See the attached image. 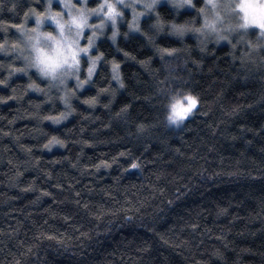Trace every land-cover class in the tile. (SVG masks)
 Instances as JSON below:
<instances>
[{"label":"trees","instance_id":"obj_1","mask_svg":"<svg viewBox=\"0 0 264 264\" xmlns=\"http://www.w3.org/2000/svg\"><path fill=\"white\" fill-rule=\"evenodd\" d=\"M160 11L171 18L167 4ZM2 18L14 27L19 17ZM120 44L101 41L122 61L125 89L95 110L77 99L59 127L32 116L42 97L21 95L23 75L0 70V264H264V66L234 61L227 43L186 65L162 62L142 34ZM171 86L199 96L180 128L163 121L158 87ZM53 135L64 146L49 151Z\"/></svg>","mask_w":264,"mask_h":264},{"label":"clouds","instance_id":"obj_2","mask_svg":"<svg viewBox=\"0 0 264 264\" xmlns=\"http://www.w3.org/2000/svg\"><path fill=\"white\" fill-rule=\"evenodd\" d=\"M23 2L0 0V57L4 58L0 70L6 72V81L17 75L26 78L21 95L42 97L32 105V116L53 127L76 114L77 99L95 110L104 106L100 102L103 95L111 98L125 89L122 61L106 57L101 41L119 52L122 37L127 40L142 34L162 62L179 59L185 65L194 50L207 56L227 43L234 61L264 66V0H27L26 9L18 13ZM162 4L172 10L171 18L160 11ZM186 10L193 14L181 19ZM5 12L19 17L14 27L2 18ZM149 16L152 19L146 28L143 21ZM161 35L178 40L180 46L173 49L158 43ZM189 36L194 44L187 42ZM102 65L106 73L101 71V78L106 75L110 85L107 90L96 85ZM140 67L150 71V62ZM88 86L96 88L95 94L80 97ZM158 91L165 96L164 123L170 128L182 127L195 108L189 97L197 105L198 94L183 86L158 87ZM45 104L52 109L42 114ZM56 104L60 105L58 112ZM125 116L124 110L116 114V118ZM63 146L64 141L55 135L44 145L49 151Z\"/></svg>","mask_w":264,"mask_h":264},{"label":"snow or ice","instance_id":"obj_3","mask_svg":"<svg viewBox=\"0 0 264 264\" xmlns=\"http://www.w3.org/2000/svg\"><path fill=\"white\" fill-rule=\"evenodd\" d=\"M189 99L192 100V107H196V101H195V99L194 98H191V97H189ZM106 107H107V105H106ZM122 111H123V109H122ZM133 167H136V165H133Z\"/></svg>","mask_w":264,"mask_h":264},{"label":"rangeland","instance_id":"obj_4","mask_svg":"<svg viewBox=\"0 0 264 264\" xmlns=\"http://www.w3.org/2000/svg\"><path fill=\"white\" fill-rule=\"evenodd\" d=\"M59 5H54V7H58ZM196 108V107H195ZM195 108H194V110H195ZM194 110H193V112H194Z\"/></svg>","mask_w":264,"mask_h":264}]
</instances>
